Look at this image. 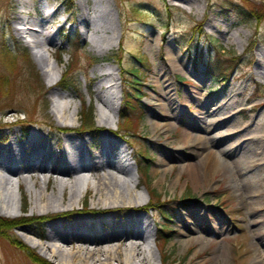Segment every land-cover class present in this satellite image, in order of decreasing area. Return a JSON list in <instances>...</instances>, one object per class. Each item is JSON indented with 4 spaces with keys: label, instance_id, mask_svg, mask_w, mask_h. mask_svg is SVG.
I'll list each match as a JSON object with an SVG mask.
<instances>
[{
    "label": "rangeland",
    "instance_id": "374dc122",
    "mask_svg": "<svg viewBox=\"0 0 264 264\" xmlns=\"http://www.w3.org/2000/svg\"><path fill=\"white\" fill-rule=\"evenodd\" d=\"M196 1L198 8L195 4L185 5L182 0H99L100 4L109 5L116 36L109 48L99 52L91 48L92 29L79 23L82 11L88 12L92 26L99 23L92 17L97 0H28L24 4L19 0H0V42H5L15 53L27 54L45 86L41 97L38 88L30 85L25 67L19 64L21 69L0 92V146L11 137L18 142L25 141L20 137L24 127L29 132L40 129L55 150L68 137H84L88 141H96L97 137L113 138L125 147L137 182V188L123 196L136 195L147 203L149 190L161 195V199L170 198L164 201L165 206L153 204L156 208L147 210L142 204L138 211H129L147 219L153 230V237L148 236L151 249L144 246L145 254L152 252L149 264H160L163 253L167 264H264V135L253 140L256 151L241 170L224 153L217 155V165L212 166L208 151H218L222 145L210 141L205 145L197 137L222 133L214 129L204 131L198 121L204 115L202 111L226 92L229 93L227 101L233 106L234 120L249 125L250 129L263 125L264 77L256 70L260 68L258 52L264 51V0ZM40 6L49 12L55 9L48 19L57 40L30 49L26 43L30 38L28 32H18L16 26L27 25L19 19L25 22L39 19ZM247 14L254 17L249 18ZM221 47L225 49L223 52L219 51ZM32 50H40L47 59L49 76L42 74ZM58 51L64 53L61 62L55 59ZM234 56L236 65L231 76L218 80L213 74L221 72ZM117 62L123 69L141 76L135 79L139 84L129 82L134 88H141V92L132 91L141 96L144 112L134 135L123 130L119 133L116 129L124 79L131 78L119 69ZM215 62L218 68L213 66ZM97 65L112 70L113 88L120 96L119 108L111 123L112 133L98 126V113L103 110L110 114V108L95 95ZM65 72L66 78L60 84ZM53 78L56 83L51 85ZM163 92L168 93L172 105L167 118L161 116V102H166L160 96ZM55 93L65 95L70 102V110L62 118L53 112ZM81 100L93 108L91 127L79 126ZM44 106L47 107L44 109ZM73 109L76 114L72 113ZM217 112L223 117L225 111ZM28 119L34 123L29 124ZM59 119L63 126L57 123ZM157 123L159 126L153 128ZM142 148L151 157L145 175L139 173L137 151ZM190 166L198 168V183L192 181ZM97 171L103 170L99 167ZM30 173L38 176L36 184L28 177ZM49 175L52 177L44 193L51 194L55 176L52 172L23 170L13 177L14 202L9 212L15 215L0 213V217L17 219L20 223L9 229L10 239L0 237V264H36L28 257L30 253L49 264H64L60 259L42 255L40 247L29 244L26 239L31 237L37 243H44L48 225L67 216L103 215L86 213L93 200L91 195L96 192L92 186L72 200L66 189L63 202L62 190L57 188L56 209L60 211H38L31 202L30 192L43 189V180ZM16 176L26 179H20L18 185ZM143 181L147 183L141 185ZM81 200L85 207L79 211ZM18 206L24 211L19 212ZM159 208L167 219L162 217ZM23 217L26 219L22 220ZM163 224L174 231L165 244L156 240L157 230ZM26 227L29 231L24 230ZM11 239L16 243L10 242ZM68 263L79 264L76 260ZM109 263L118 264L112 259Z\"/></svg>",
    "mask_w": 264,
    "mask_h": 264
},
{
    "label": "bare ground",
    "instance_id": "6f19581e",
    "mask_svg": "<svg viewBox=\"0 0 264 264\" xmlns=\"http://www.w3.org/2000/svg\"><path fill=\"white\" fill-rule=\"evenodd\" d=\"M19 1L22 4L28 2V0ZM182 1L185 5L195 4L196 8L199 7L196 0ZM49 11L40 6L39 19L36 21L25 22L23 19H19L20 23L27 25L25 27L16 26V30L28 32L30 38L26 40V43L30 45V49L57 40L56 32L48 19L55 9H52V12ZM92 13L93 16H91L99 20L98 24H93V26L90 24V17L86 11L80 13L79 23L92 29L94 36L91 48L103 52L104 49L112 45V40L116 37L108 3L100 4L97 0L92 7ZM34 26L37 28H33ZM32 56L42 74L49 76L47 59L40 50H32ZM257 62L260 68L256 70V73L264 77V67L262 66L264 51L259 50ZM96 70L98 73L95 75V95L107 108H110V114L103 110L98 113V126H103L106 131L112 133L110 131L111 123L118 111L120 96L113 88L115 82L112 70L101 65H97ZM59 73L60 70L57 69L56 74ZM55 83L56 79H51L50 84L54 85ZM55 94L53 112L56 116L60 114L59 118H62L63 114L70 110V102L66 100L65 95ZM167 94V92L160 94L161 98L166 100V102H161L163 107L161 116L166 118L167 112L172 109ZM227 97H229L228 92L210 103L208 109L202 111L204 115L198 121L200 128L204 131L214 129L222 133L212 137L205 135L197 137L205 145L209 141L222 145L218 151L211 149L208 151L207 157L212 166L217 165V155L224 153V157L230 159L236 169L241 170L250 162L251 153L256 151L253 140L257 136L264 135V122L262 127L250 129L249 125H242L234 120L232 118L233 106L229 104ZM159 100L161 99L159 98ZM221 109L225 111L223 117L217 114V111ZM72 113L76 114V109H73ZM57 123L62 125L61 119ZM157 126H159L158 123L153 125V128ZM99 167L103 171L98 172L97 168ZM23 170L28 172L48 171L55 175L51 194L44 193L49 185L51 175L44 178L43 189L37 188L30 192L31 202L34 203V208L38 211L43 212L42 209L60 211L56 209L55 189L57 188L62 190L61 202H63L66 189L69 190V199L72 200L84 189L87 191L92 186L96 192L91 195L93 200L90 210L86 213L103 214L91 218L67 216L66 219L51 222L48 225L44 243H37L31 237L26 239L29 244L39 246L42 255L60 259L64 264H69L68 262L73 260L78 261L79 264H88L89 262L110 264L111 259L118 264H149L148 257L152 256V252L145 254L144 246L151 249L148 236L149 238L153 237V230L147 219L139 214L129 213V211H138V207L143 202L136 195L133 197L131 195L123 196V193L136 189L137 182L131 173V163L126 157L125 147L115 139L97 137L96 141H88L84 137H68L63 144L58 145L57 150L47 143L40 129L36 132L31 131L23 142H18L12 137L6 139L0 146V213L15 215V213L9 212V207L14 202L13 177ZM189 170L192 181L198 183L200 181L198 168L190 166ZM16 177H18V185H20V179H26L23 176ZM28 177L34 179V184L38 182L37 175L30 173ZM63 211L65 209L61 212ZM24 230L29 231V227Z\"/></svg>",
    "mask_w": 264,
    "mask_h": 264
},
{
    "label": "trees",
    "instance_id": "16d2710c",
    "mask_svg": "<svg viewBox=\"0 0 264 264\" xmlns=\"http://www.w3.org/2000/svg\"><path fill=\"white\" fill-rule=\"evenodd\" d=\"M255 10V9H252ZM255 12V11H253ZM249 18H252L254 16L247 14ZM258 19V17H257ZM261 20L258 19V22ZM221 50H224V48H221ZM62 51H58L56 54V61L61 62V58L63 56ZM27 54H19L15 53V51H12L8 45L1 41L0 42V92L4 87H7L9 84V79H12L15 77L17 72L21 69V66L19 67V64L23 65L25 69L27 70L28 74L30 75V85L34 88H38L39 91V96H44L45 92V86L43 82L40 79V75L35 69V67L31 64L29 59L27 58ZM232 61H229L228 65L221 71L219 78L221 79H227L233 69L234 66L236 65V56H234ZM147 63V60H145ZM31 64V65H30ZM67 72V69L65 70ZM127 73L132 75L135 78H140L141 76L139 74H134L130 69L126 70ZM66 72L62 74L61 79H60V84H62L65 80ZM33 82V84H32ZM129 79L126 80L125 87L123 88V98L121 102V107L118 113V124L117 127L120 130H123L124 132H130L132 135L136 134L135 132V126L138 125L143 118V109H142V104H141V96H137L133 93L132 91V84H129ZM132 83L139 84V82L132 80ZM65 87V86H63ZM134 88V87H133ZM137 89V88H136ZM138 91L141 92V90L138 88ZM83 101V100H81ZM82 103V110L79 112V120H80V125L81 126H90V124L93 121V108L92 106L85 105V102ZM47 106H44L43 108L45 109ZM28 123L32 122L31 119L27 120ZM134 128V130H133ZM142 148L140 151H137L138 154V163L140 165V171L142 172L143 175L147 173V170L149 169V164L151 162V157L146 149ZM147 177V176H146ZM154 199L158 202V206H163L164 201H161L160 195H157L155 193L152 194ZM161 214L164 218L165 215L161 211ZM23 219H26V217H23ZM20 223L17 219H12V220H7L4 219L3 217H0V237L2 236L3 238L10 239V234H9V229H12L16 226V224ZM173 230L166 226V224H163L160 228L157 230V240L161 244H165L169 238L173 235ZM10 242L13 244L16 243L14 239H11ZM18 243V242H17ZM21 244V243H19ZM28 257L32 260V262L36 264H49L46 262L44 259L39 257L37 254L30 253L28 254ZM166 255L163 253L162 258H161V264H167L166 263ZM172 264V263H170Z\"/></svg>",
    "mask_w": 264,
    "mask_h": 264
}]
</instances>
